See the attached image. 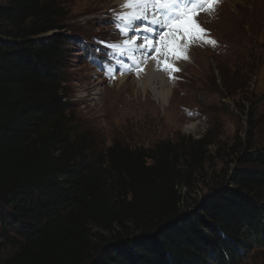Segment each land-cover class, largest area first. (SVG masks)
Listing matches in <instances>:
<instances>
[{"label": "trees", "instance_id": "trees-1", "mask_svg": "<svg viewBox=\"0 0 264 264\" xmlns=\"http://www.w3.org/2000/svg\"><path fill=\"white\" fill-rule=\"evenodd\" d=\"M68 15L0 1V264H239L264 247L253 119L222 158L209 134L100 150L72 107Z\"/></svg>", "mask_w": 264, "mask_h": 264}, {"label": "rangeland", "instance_id": "rangeland-1", "mask_svg": "<svg viewBox=\"0 0 264 264\" xmlns=\"http://www.w3.org/2000/svg\"><path fill=\"white\" fill-rule=\"evenodd\" d=\"M59 1L69 8L64 24L76 39L66 71L72 107L82 133L90 132L100 150L115 141L152 147L209 134L215 141L210 153L221 148L222 158L237 135L245 137L251 119L257 144L264 146V0H221L214 13L198 17L209 30L206 37L217 43L191 44L190 62L167 76L174 88L166 105L152 92L154 84L147 86L142 70L121 73L117 66L113 78L102 68L112 51L106 45L126 39L112 22L113 13L121 11L119 0ZM155 66L169 73L158 62ZM221 158L211 163L209 173L222 169ZM201 188L195 186L191 197L203 195ZM239 264H264V247L252 249Z\"/></svg>", "mask_w": 264, "mask_h": 264}, {"label": "snow or ice", "instance_id": "snow-or-ice-1", "mask_svg": "<svg viewBox=\"0 0 264 264\" xmlns=\"http://www.w3.org/2000/svg\"><path fill=\"white\" fill-rule=\"evenodd\" d=\"M220 2L221 0H124L121 11L113 13L112 22L126 39L121 43L106 45L112 51L101 62L103 70L109 75L115 73L117 66L121 73L143 70L142 65L153 58L154 53H158L159 56H155L158 65L169 71L171 78L173 72L180 71L175 61L189 59L187 52L192 43L200 40L212 45L217 43L206 37L209 30L201 26L198 17L202 13H214Z\"/></svg>", "mask_w": 264, "mask_h": 264}, {"label": "bare ground", "instance_id": "bare-ground-1", "mask_svg": "<svg viewBox=\"0 0 264 264\" xmlns=\"http://www.w3.org/2000/svg\"><path fill=\"white\" fill-rule=\"evenodd\" d=\"M119 3L122 5L124 3V0H119ZM187 55L189 56V54ZM121 59H124V57H122ZM155 62L157 61H155V56H153V58H149L147 62L142 65V69H143L142 72L144 73V81L147 84V86H151V84H154V87L152 88V92L156 96L157 100H159L162 104L166 105L168 104V101H170L169 98L172 93V88L174 87L167 80V76L169 75V73L166 72L167 73L166 74L161 70L159 71L158 69H156L157 67L155 66ZM189 62L190 59L188 60L180 59L175 61V65L179 69H182L183 63L188 64ZM170 107H172V104H170ZM193 128L194 125L189 126V129H193Z\"/></svg>", "mask_w": 264, "mask_h": 264}]
</instances>
